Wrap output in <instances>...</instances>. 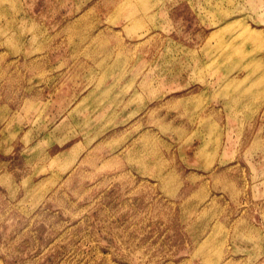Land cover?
I'll return each instance as SVG.
<instances>
[{"label":"rangeland","instance_id":"374dc122","mask_svg":"<svg viewBox=\"0 0 264 264\" xmlns=\"http://www.w3.org/2000/svg\"><path fill=\"white\" fill-rule=\"evenodd\" d=\"M0 264H264V0H0Z\"/></svg>","mask_w":264,"mask_h":264}]
</instances>
